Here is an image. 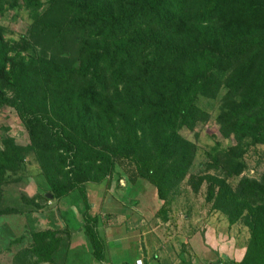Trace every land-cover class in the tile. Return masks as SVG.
Segmentation results:
<instances>
[{"label":"trees","instance_id":"obj_1","mask_svg":"<svg viewBox=\"0 0 264 264\" xmlns=\"http://www.w3.org/2000/svg\"><path fill=\"white\" fill-rule=\"evenodd\" d=\"M21 1L35 12L43 7L30 34L42 54L21 56L17 48L30 42L8 44L0 27V106L25 121L30 148L49 172L61 168L69 189L83 192L84 183L102 181L118 158L158 191L176 184L195 149L179 131L193 130L211 111L236 139L264 143V0ZM3 6L0 0V13ZM23 152L11 139L3 142L0 186ZM235 158V149L220 154L233 177L243 168ZM57 179L54 188L64 197ZM220 184L223 208L244 213L250 227L239 264L264 262V173L242 178L234 190ZM89 219L82 229L98 257ZM63 233L33 234L38 264L52 262Z\"/></svg>","mask_w":264,"mask_h":264},{"label":"rangeland","instance_id":"obj_2","mask_svg":"<svg viewBox=\"0 0 264 264\" xmlns=\"http://www.w3.org/2000/svg\"><path fill=\"white\" fill-rule=\"evenodd\" d=\"M12 1L3 0V12L0 13L3 41L20 46L23 41L30 42L26 50L17 48V52L25 57L40 56L42 52L31 43L30 34L34 14L43 7L35 12L25 7L21 0L15 5ZM2 92L8 98L12 95L10 91ZM209 115L193 130L182 128L179 131L180 136L195 147L183 180L158 191L154 184L138 176L131 162L118 158L113 159V167L102 181L84 183L82 192L77 187L69 189L67 184H62L61 168H56L55 172L45 169L41 156L30 148L32 137L25 121L12 108L0 106V150L7 139L24 149L22 160L13 171H6L0 186V264H36L33 234L45 231L42 230L44 220L57 225L67 217L70 221L75 216L92 218L89 220L94 222L96 230L97 220L106 213L102 209L103 199L128 201L151 215L150 221L155 222L158 218L162 223L171 222L174 230L184 225L186 229L199 226L214 232L217 238L233 242L241 262L250 245L249 223L244 213L229 214L223 208V202L218 200L220 183L224 182L234 190L242 178L259 179L264 173V143L252 144L249 138L236 139L220 127L214 112ZM40 140V145L46 142L45 138ZM230 149H235V161L243 165L241 173L234 177L220 164V154ZM56 177L60 179V187L67 189L64 197L54 188V182L59 181ZM44 193H50L51 198L44 197ZM258 264L264 262L260 260Z\"/></svg>","mask_w":264,"mask_h":264},{"label":"crops","instance_id":"obj_3","mask_svg":"<svg viewBox=\"0 0 264 264\" xmlns=\"http://www.w3.org/2000/svg\"><path fill=\"white\" fill-rule=\"evenodd\" d=\"M106 213L97 220L98 257L83 233V219L67 217L57 225L42 221V230H64L52 262L41 264H239L238 248L199 226L175 228L128 201L103 199ZM92 209H96L95 205ZM154 219V218H153ZM187 224V222H185ZM195 224V223H194ZM188 225V224H187ZM190 226V225H188Z\"/></svg>","mask_w":264,"mask_h":264},{"label":"water","instance_id":"obj_4","mask_svg":"<svg viewBox=\"0 0 264 264\" xmlns=\"http://www.w3.org/2000/svg\"><path fill=\"white\" fill-rule=\"evenodd\" d=\"M44 196L46 197V198H51V195L50 194H44Z\"/></svg>","mask_w":264,"mask_h":264},{"label":"built area","instance_id":"obj_5","mask_svg":"<svg viewBox=\"0 0 264 264\" xmlns=\"http://www.w3.org/2000/svg\"><path fill=\"white\" fill-rule=\"evenodd\" d=\"M135 264H143L142 261H136Z\"/></svg>","mask_w":264,"mask_h":264}]
</instances>
